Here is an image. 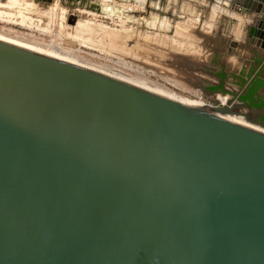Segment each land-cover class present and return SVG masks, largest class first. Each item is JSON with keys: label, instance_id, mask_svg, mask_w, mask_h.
Here are the masks:
<instances>
[{"label": "water", "instance_id": "1", "mask_svg": "<svg viewBox=\"0 0 264 264\" xmlns=\"http://www.w3.org/2000/svg\"><path fill=\"white\" fill-rule=\"evenodd\" d=\"M222 3L264 60V0ZM210 93L0 30V264H264V133L226 114L264 120Z\"/></svg>", "mask_w": 264, "mask_h": 264}, {"label": "rangeland", "instance_id": "2", "mask_svg": "<svg viewBox=\"0 0 264 264\" xmlns=\"http://www.w3.org/2000/svg\"><path fill=\"white\" fill-rule=\"evenodd\" d=\"M104 1L102 0V2ZM113 1L114 4H124L121 0ZM214 3L220 4V2ZM149 4L152 6L147 9L142 6L146 12H149L148 15H144V21L138 17L127 16L122 18L116 14L105 15L104 13L97 12L90 13L88 12L89 10L86 12L77 10L75 13L78 19L88 20L86 23H80L82 29L79 30L84 31L85 36L81 33L82 36L69 34L65 37L63 33L58 32L57 25L58 22L63 21L60 17L63 18L62 12H64L63 9L66 12V6L64 8L56 5L51 11L53 15L51 16H55L53 19L48 16V12L45 13V17L39 15L44 8H41L42 6L40 5H34L32 0H15L14 3L13 0L4 2L0 0V30L41 43L60 44L64 50L119 68L137 77L175 91L187 97V99H201L206 104L217 105V101L214 99L217 94L215 96L211 95V93L202 91L201 88H197L193 84L201 78V83H212L213 80L208 78L214 77L211 73L218 74L219 66L209 64L214 68V71H210L211 73L206 70L203 71V68H191L194 65L186 68L185 60L188 61L190 57L189 52L196 50L200 52L201 47L198 44L199 42L196 41L197 36L189 30V26H185V28L181 27L180 20H183L181 17L171 16L172 20H170L164 16L166 15L165 13H160L154 9L152 2ZM130 5L134 7V4ZM160 18L161 20H158ZM62 24L67 29L72 27L65 19ZM95 36H99V42L87 45L82 44L84 41L92 43ZM176 51L179 54L176 53L175 55ZM170 52L175 56L174 60H172L174 63L173 69L166 65L169 72H160L159 70L147 67L146 64L150 62L156 63L158 66L162 65V61L169 62L170 54L168 53ZM180 64L184 70L190 69V73L196 75L194 78L192 77L193 80H191L190 84L187 81H182L178 75V78L169 76L171 71L175 74L177 73L174 67H179ZM229 82L232 83L233 81L230 80ZM226 87L228 89L237 88L235 85L228 84H226ZM243 111L252 117V111L248 112L246 109H243ZM252 124L261 126L255 122H252Z\"/></svg>", "mask_w": 264, "mask_h": 264}, {"label": "crops", "instance_id": "3", "mask_svg": "<svg viewBox=\"0 0 264 264\" xmlns=\"http://www.w3.org/2000/svg\"><path fill=\"white\" fill-rule=\"evenodd\" d=\"M32 1L34 5H40L42 6L41 8H44L39 14L43 17H45V13L47 12L49 13L48 16L52 17L53 15L51 14V11L56 5H60L58 3V0L52 3L50 6H46L42 0ZM128 1L130 3L126 2V5L130 8H133L137 12L139 11L137 17L142 21H144V15L149 14V12H146V10L142 8V6L145 7V5L147 4L149 5L148 8H150L152 5H150L149 3L152 2L154 4V9L158 10L157 8L159 7V3L156 0H150L148 3H146V0ZM223 1L183 0L182 2H179L178 0H169L164 5V8L171 9V16H179L183 19L180 20V24L182 25L180 26L182 28H185V26H189V30L192 31L195 36H197L196 41L199 42L198 44L201 47L200 52H198L197 50L189 52L190 57L188 61L185 60V66L187 65L186 68L194 65L191 68H203V70L206 71H214V68L209 64H216L219 66L218 71H221L224 76L228 72H233L235 75H233L234 78L227 76L226 80H231L235 83L239 82V80L242 79L243 76L245 77L247 72H251L252 75L258 74L261 77H264V60L261 59L260 56L254 51V48L256 47L251 44V39L247 37L246 30H244V24H253L255 22L253 16L250 17L245 14V16H242L243 12L240 13L237 10H234V8H232L230 5L227 6L222 3ZM214 2H220V4ZM108 3L113 4L114 1L105 0L104 2H102V0H100V4ZM130 4H134V7H132ZM45 6L47 8H45ZM159 8L161 9V7ZM63 10L65 12V9ZM77 10L80 12H86L89 10L88 12L90 13L97 12L108 15L103 11L89 9L86 6H83V8L72 9L73 12ZM64 12L63 22L66 18ZM54 17L52 18L54 19ZM233 19H235L236 21L232 22ZM158 22L160 23V21ZM82 32L83 34H85L84 31ZM176 53L179 54L178 51L175 52V55ZM211 60L212 62H210ZM179 67L183 66L180 64ZM218 76H220V74H216L214 77H210L208 79L213 80V82L215 83H218L220 81Z\"/></svg>", "mask_w": 264, "mask_h": 264}, {"label": "flooded vegetation", "instance_id": "4", "mask_svg": "<svg viewBox=\"0 0 264 264\" xmlns=\"http://www.w3.org/2000/svg\"><path fill=\"white\" fill-rule=\"evenodd\" d=\"M121 1H123L124 4H117V3L116 4H114V3L113 4H111V3H108V4H100V0H83L82 1L83 2L82 4H84V6H86L89 9L100 10V11H103V12H105L107 14H111V15H114V14L120 15L122 18H125L127 16H130V17H133V18H137V15H138V12L139 11L137 12L133 8H130L129 6H127L126 5V2H128V0H121ZM132 1H134V0H132ZM149 1L150 0H146V3H148ZM156 1L159 3V7H161V9L159 7L157 8L158 10L160 9L159 10L160 13H165L166 15H164V16H166L170 20H172L171 13H170L171 12V9L164 8V5L169 0H156ZM178 1L179 2H182L183 0H178ZM148 7H149V5L146 4L145 5V9H147ZM160 20H161V18H160ZM77 33L79 35H81V32L79 30H78ZM82 35L85 36L83 33H82ZM95 38H99V36H95ZM104 42L106 43L105 40H104ZM95 43H97V42H95L94 40H93L92 43L91 42H85V41L82 42V44H84V45L85 44H95ZM168 54H170L169 55L170 56L169 62H163L162 61V65H159V66L156 63L150 62V63L146 64L147 67L152 68L153 70H159L160 72H164V71L169 72V70L166 67V65H168L171 69H173L172 59L174 58L175 55L173 53H171V52L168 53ZM174 70H176V71L183 70V68L176 66V67H174ZM159 71H157V72H159ZM185 71L187 73H189L190 75L188 76V74H187V75L184 76L180 72L175 74L174 72L171 71L169 76L176 77V78H178V76H179V78L182 81L183 80L185 82L187 81V83L190 84L191 83V80H193L194 76H196V75L195 74L192 75L190 73L191 72L190 69H185ZM207 72L211 73L210 71H207ZM211 74H213L214 76L216 75L215 73H211ZM218 74H220V76H218L219 79H220V81L218 83H215V82H212V83L202 82L201 83V81H202L201 80L202 78H201L200 80L196 81L195 84H193V86H195L197 88H201L202 91L209 92V93H210V91L211 92H215L217 90L223 91L225 93H230L229 91H231L230 94L232 95L233 93L236 92V93H239V95H240L239 99H240L241 96L246 93L247 89L250 88V86L253 83V81H254L255 78H259V79H261L264 82V77H261L260 75H259L260 77H256L255 76L256 74L255 75H252L251 72L250 73L247 72L246 76L245 77L243 76V78L240 79L239 82H237V83H235L234 81L232 83L229 82V81H226L227 76L233 77V75H234L233 72H229L230 75L229 74L228 75L226 74L225 76H224V74H222L221 71H219ZM198 77H201V76H198ZM248 78H251V82L246 86L245 83H246V80ZM226 84H228V85H235V87H237V88L236 89L235 88L234 89H228L226 87ZM254 98H255L254 99V102L255 103L259 102L261 99L264 100V83H263L262 87L258 90V92L254 94ZM241 101H244V100H241ZM244 102L246 104H248L246 101H244ZM248 105H250V104H248ZM251 107L253 109L252 114H251L252 115V118H254L256 116H260L261 117L260 119H263V116H264V105L259 106V107H253V106H251ZM258 122H260V120H258Z\"/></svg>", "mask_w": 264, "mask_h": 264}, {"label": "bare ground", "instance_id": "5", "mask_svg": "<svg viewBox=\"0 0 264 264\" xmlns=\"http://www.w3.org/2000/svg\"><path fill=\"white\" fill-rule=\"evenodd\" d=\"M15 2V0H13V3ZM56 11H58V10H56ZM59 12V11H58ZM62 15H63V12H62ZM60 19H63L62 17H60ZM87 21L85 20V19H78L77 20V23H76V26H74V27H71V28H69V29H67V28H64L65 26L62 24L63 23V21L61 20L60 22H58V25H57V30H58V32H60V33H63V36H68L69 34H72V35H75V36H78L79 34L77 33L78 32V30L79 29H82L81 28V25H80V23H86ZM80 31V30H79ZM81 33H83L82 31H80ZM85 35V34H84ZM80 36H82V35H80ZM93 36V35H92ZM94 38V41H96V42H99L100 41V39L99 38H95V37H93ZM43 43V42H42ZM44 44H47V45H50V46H53V47H56V48H59V49H62V47L60 46V44H55V45H53V43H44ZM85 45H87V44H85ZM64 50V49H63ZM67 51V50H66ZM69 52V51H68ZM72 53V52H71ZM182 73L184 76L185 75H187L188 74V76L190 75L189 73H187L184 69L183 70H178L177 71V73ZM217 99H219L222 103H225V102H227L228 101V96L227 95H225V96H222V95H220V94H217ZM186 99H187V97H186ZM188 101H190V102H193V103H195V102H202V103H205V102H203L201 99H187ZM243 111V110H242ZM226 119L227 120H230V121H232V122H235V123H238V124H241V125H244V126H247V127H249V128H252V129H255V130H257V131H260V132H263L264 133V127H261V126H257V125H254V124H252V123H250V122H248L247 120H245L244 118H243V116H241V115H237V114H226Z\"/></svg>", "mask_w": 264, "mask_h": 264}, {"label": "trees", "instance_id": "6", "mask_svg": "<svg viewBox=\"0 0 264 264\" xmlns=\"http://www.w3.org/2000/svg\"><path fill=\"white\" fill-rule=\"evenodd\" d=\"M263 81L259 78H255L253 83L251 84L250 88L247 89L246 93L241 96V100L246 101L248 104H250L253 107H259L264 105V100L261 99L259 102H254V94L258 92V90L262 87ZM261 98V97H260ZM264 120V116H263Z\"/></svg>", "mask_w": 264, "mask_h": 264}]
</instances>
